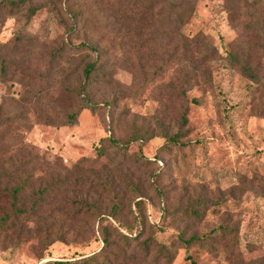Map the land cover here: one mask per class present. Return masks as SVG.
I'll list each match as a JSON object with an SVG mask.
<instances>
[{
    "label": "rangeland",
    "instance_id": "1",
    "mask_svg": "<svg viewBox=\"0 0 264 264\" xmlns=\"http://www.w3.org/2000/svg\"><path fill=\"white\" fill-rule=\"evenodd\" d=\"M10 1L0 0V264H55L98 251L97 215L74 213L69 200L100 201L107 170L120 189L130 172L152 225L145 234L173 253L171 262L154 263L152 247L129 264H264V0H182L190 16L184 23L157 14L172 9L170 2L142 18L149 0H29L18 9ZM29 5L38 8L30 17ZM147 28L159 39L143 57H129ZM166 28L197 35L192 63L167 60ZM209 46L215 54L198 66ZM100 48L107 50L101 58ZM230 54L257 65L260 83L242 75ZM85 55L103 63L111 81L104 77L81 95ZM138 59L142 74L122 67ZM190 65L198 66L197 78L182 84ZM186 105L178 143L158 150L165 140L153 136L123 153L111 142L156 127L152 115L173 134ZM74 112L75 122L65 124ZM135 154L147 159L136 163ZM18 185L24 191L14 205ZM49 185L35 210L37 188ZM137 195L125 192L121 218L133 232ZM16 208L27 214L16 218Z\"/></svg>",
    "mask_w": 264,
    "mask_h": 264
},
{
    "label": "trees",
    "instance_id": "2",
    "mask_svg": "<svg viewBox=\"0 0 264 264\" xmlns=\"http://www.w3.org/2000/svg\"><path fill=\"white\" fill-rule=\"evenodd\" d=\"M29 0H11L8 4L12 7L19 8L21 5H23L25 2H28ZM159 2H163L162 8L165 4L164 2H170L172 9L168 6V9L165 11L160 12V10L157 12V14L164 17L165 20L170 21L171 19L178 20L179 23H184L187 21V19L190 18L188 14H186V11L184 10L186 6H184L183 3H185L182 0H149V4L142 6L144 9L147 10V13L145 15H141L142 18L148 16V10L154 11L156 5ZM161 8V9H162ZM28 17L31 15H35L38 11V8L36 6L29 5L26 8ZM192 11V8H191ZM154 17H152L153 19ZM157 19V18H156ZM158 20V19H157ZM76 26V25H75ZM74 25L71 24L68 28V32H72L74 30ZM144 34L141 35L142 43H139L135 45L134 47H131V50L127 51L129 57L132 55H135L136 59L143 57L146 50L149 49V45L153 39L154 42H157L159 39V35L157 32V29L153 28H147ZM163 36L167 40L165 49V55L167 57V60L173 59L177 62L184 61L185 63H192L189 61V54H192V50H196L199 48L198 44V37L197 35H194L192 37L185 36L184 34L177 32L176 30L171 29H165L162 31ZM175 35H177L175 39ZM161 38V39H162ZM81 47L83 46L87 51H90V49L93 47H90L87 42H81L79 44ZM135 53L132 54L131 53ZM215 47L209 46L207 53L204 54L199 58L198 66L199 65H205L207 61L215 54ZM107 53V50H104L103 48H100V58L105 56ZM176 53H179V55H176ZM132 54V55H131ZM230 61L233 65H236L242 75L247 77L249 80H251L253 83L259 84L260 83V77H259V71L257 70V65L251 66L249 64V61L247 59H240L235 54H230ZM137 65L134 63H129L127 60V63H123L122 67L130 72H139L142 74V69L144 68V64L141 62V59H138ZM82 78L80 80L79 84V93H82L81 95H85L84 93L87 92L88 88L95 84L96 82L100 81V79H103L104 77L111 81V77L108 74L109 72H106L104 69L103 63L89 58L88 55H85L82 57ZM197 66V67H198ZM197 67L191 66L190 69L183 72V79L181 83H191L193 78H197ZM162 69V67H161ZM192 70H194V74H192ZM108 74V75H107ZM185 93V92H184ZM83 100L88 104L91 105L89 100H87L85 97H83ZM192 102L198 104L199 101L194 98L192 99ZM181 114L179 116V122L177 125V130L175 133L170 134L168 128H164V123L162 120L157 117L156 115H152V119L155 124H157L156 127H152L151 130L147 128L144 132L135 131L132 134H130L127 138H111V142L114 145L121 144L122 151L124 153L127 152L128 147L133 143L138 141L141 145L143 142L147 141L148 139L152 138L153 136H161L164 138V143L158 150L167 148V144L169 142L172 143H178V138L183 135V132H181V129L186 126L187 124V113H188V106H184L181 108ZM77 116V112L70 113L66 115V120L64 121L65 124H71L75 122ZM46 122L48 124H51L52 121L50 119H47ZM180 143V142H179ZM182 145V144H181ZM183 146V145H182ZM100 149L97 150L100 156L104 154V150L102 147H99ZM134 155V154H132ZM134 158V161L136 163H139L141 159H147L143 155H136L132 156ZM81 163H76L72 166L73 169H76L77 171H81ZM114 169L116 172L122 174V170L119 168V164H114ZM114 173V172H113ZM113 173L110 172V170H107L105 172V176L103 178H100V188H101V195L102 199L100 198V201L97 200H90L88 197H77L74 196L72 200H69V203L71 207H74L73 210L74 213L77 214H85V213H93L97 215L98 217V225L96 232L98 233V236L100 238L101 246L100 249L90 255L84 256L82 258L76 259V260H59L55 261V264H129L133 263L136 260V256L138 252H142L145 257H149L151 253V248L155 247L156 251L154 256L152 257L154 263H160V261H163L164 263L171 262L173 258V253L168 248L166 244L160 243L154 239L151 235H146L147 228H150L147 226L146 216L144 213V199L142 198V194L140 190L138 189V185L134 183L132 180H130V172L128 171V175L125 176L123 174L124 178V187L125 188H118L115 184V177L113 176ZM85 181V180H84ZM84 183L80 177L78 178V184ZM65 184V180L56 181L54 183L55 185L63 186ZM52 188V185L44 186V187H38L36 190V196L37 200L35 202V210L43 203L46 202V197L50 193V189ZM134 191L138 195L136 196V199L134 201V207L135 211H131V214L135 216V220L138 222V230L136 232H133V227L130 224H127L126 222L122 221V215L125 211V192L126 191ZM24 191L23 185H18L13 188V191L10 195V198L12 199V202L15 205V202L18 201L19 194H22ZM3 197L2 191L0 190V198ZM27 212L23 208H16V218H18L20 215H26ZM1 224L5 223V219H1ZM125 230L123 232L121 229ZM225 231H228L226 228H224ZM230 232L226 233L225 235H229ZM225 235L222 236L221 240L225 239ZM61 239V238H58ZM180 239L183 240L182 236H180ZM122 245V247H121ZM112 251H115V253H112Z\"/></svg>",
    "mask_w": 264,
    "mask_h": 264
}]
</instances>
